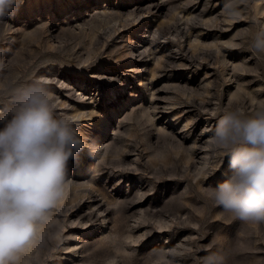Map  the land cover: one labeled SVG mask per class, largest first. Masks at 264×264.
Instances as JSON below:
<instances>
[{"label": "rangeland", "instance_id": "1", "mask_svg": "<svg viewBox=\"0 0 264 264\" xmlns=\"http://www.w3.org/2000/svg\"><path fill=\"white\" fill-rule=\"evenodd\" d=\"M23 0L0 17V93L42 80L93 145L15 264H264V223L225 213L221 112L264 106V0ZM0 95V103L7 99Z\"/></svg>", "mask_w": 264, "mask_h": 264}, {"label": "clouds", "instance_id": "2", "mask_svg": "<svg viewBox=\"0 0 264 264\" xmlns=\"http://www.w3.org/2000/svg\"><path fill=\"white\" fill-rule=\"evenodd\" d=\"M23 0H0V17L14 13ZM238 0H228L235 17ZM250 50L264 55V26ZM0 103V264H15L36 237L38 225L63 198L69 162L93 145L67 116L58 115L42 80L18 82ZM212 146L229 164L226 178L208 189L216 206L245 223H264V106L251 114L239 108L221 112ZM204 264H220L216 256Z\"/></svg>", "mask_w": 264, "mask_h": 264}]
</instances>
